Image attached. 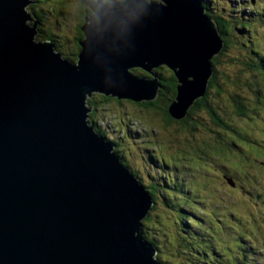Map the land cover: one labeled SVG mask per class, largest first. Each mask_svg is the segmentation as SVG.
<instances>
[{
	"label": "water",
	"instance_id": "water-1",
	"mask_svg": "<svg viewBox=\"0 0 264 264\" xmlns=\"http://www.w3.org/2000/svg\"><path fill=\"white\" fill-rule=\"evenodd\" d=\"M35 1L0 0V264H164L142 231L155 200L88 100L153 101L163 65L185 118L208 92L219 26L202 0L87 1L74 61L38 39Z\"/></svg>",
	"mask_w": 264,
	"mask_h": 264
},
{
	"label": "rangeland",
	"instance_id": "rangeland-1",
	"mask_svg": "<svg viewBox=\"0 0 264 264\" xmlns=\"http://www.w3.org/2000/svg\"><path fill=\"white\" fill-rule=\"evenodd\" d=\"M43 1L35 8L43 13L44 28L55 35L59 44L56 48L63 56L71 58L78 26L86 22L81 11L89 7L91 14L87 1L100 0ZM211 5L214 9L210 14L221 16L230 28L249 23L250 33L238 38L246 41L247 37L255 50L264 53V17L259 15L264 13V0H216ZM232 40L238 41L236 37ZM236 47L237 50L227 48L214 68L220 86L209 89L208 105L194 111L188 127L182 128L180 122H168V117H163L172 97V80L161 85L156 99L149 101L155 105L149 107L129 99L101 98V93H94L91 98L96 105L91 118L97 131L113 141L124 163L155 198L148 229L157 245L171 236V241L176 236L182 241L184 225L177 211L182 205L201 219L204 224L196 221L206 231L219 233L214 234L215 240L211 239L218 247L226 249L232 247L234 239L241 240L248 258L242 262L237 258L233 264H264V78L260 73L253 77L230 62L248 51L245 47L242 50L241 44ZM255 55L253 58L260 53ZM161 68H154V72L170 79L172 70ZM234 96L242 98L246 114L235 110ZM89 106L93 107L90 103ZM211 110L216 111L220 121L211 115ZM224 139L234 141V146L224 145ZM241 247L236 250L241 251ZM236 250L232 252L236 254ZM189 258L191 264H199ZM219 261L222 260L217 257L216 264H221ZM213 263V259L208 260V264Z\"/></svg>",
	"mask_w": 264,
	"mask_h": 264
},
{
	"label": "trees",
	"instance_id": "trees-1",
	"mask_svg": "<svg viewBox=\"0 0 264 264\" xmlns=\"http://www.w3.org/2000/svg\"><path fill=\"white\" fill-rule=\"evenodd\" d=\"M202 1L204 2L206 7L208 8V12H209L208 14L212 13L211 10L214 9V7H212L211 3H212V1L215 3L216 0H202ZM30 11L32 12V8H30ZM259 15H261V18L264 17V13H262V12H259ZM210 16H212L218 22L221 37L224 40V47H223L221 53L213 59L214 68H216L217 64L220 63V59L223 56V54L225 53V51L227 50V48L229 49L231 47V48H234L235 50H237L236 44H241L242 45L241 49L243 50V48L245 47L248 51L242 53V55L238 58H232L230 60V62L233 65L238 66V67L242 68L243 70L249 72L253 77H256V75L258 73H260L261 76L264 78V53L261 54L260 51L255 50L252 47V44L250 42L252 40L249 41L247 37H245V39H247L246 41L242 40L241 37H240V39L238 38V36H243V35H247L250 33V31L252 30V29H250V24L247 22H244L239 26H237V24H235L233 28H230L228 26L227 22L221 16H218V15L216 16L213 14H210ZM36 17H37V20H39V24H38L39 27L43 28L44 27V25H43L44 19H42L43 13L40 10H38V15ZM237 22L238 21H235V23H237ZM40 37L42 39H50V40L53 39V36L51 37L47 34H43ZM232 37L233 38L236 37L238 39L237 43L234 40H232ZM253 43H254V40H253ZM238 48L240 49V46ZM256 53H260V56L253 58V56H256L255 55ZM69 59L70 60H77V57H74V58L71 57ZM165 68H167V67L163 66L161 69H165ZM136 71H138V74H139V73H142L143 70L139 69V68L132 70V72H134V73ZM145 73H143L142 75H146ZM156 74L160 77V75L158 73H156ZM245 74L246 73L244 72L243 75H245ZM217 76H218L217 70L215 69V73L213 74V76L211 77L210 82H209V89L216 86V85L220 86V84H218ZM169 78L170 79L160 77V81H159L161 85H164V83H168L170 80L173 81V85L170 89L172 91V97L169 100V102L167 103V105L163 111V117H166V118L168 117V119H169L168 122H174L177 124L180 122V124L182 125V128L184 126L188 127L187 124H190V121H191L190 118L192 117V114L194 113V111L196 109H199L200 107H204V106L208 105L207 95L198 99L195 102L193 107H191L192 109H190L188 111V115L185 118L176 120L170 114V111H169L170 101L173 100L177 94V91H176L177 79H176V76H175L173 71H172ZM256 83L258 84L259 82H256ZM209 89H208V91H209ZM262 91H258V93H261ZM100 96H101V98L108 99L107 96H104L102 94ZM233 100L235 102V108H236L235 110L238 112V114H246L247 108H246L244 102L242 101V98L240 96H234ZM88 102L94 107V108L92 107L93 110L90 113V117H89L90 123L94 124L95 121L91 118V115L95 111L96 101L92 100V98H89ZM155 103L156 102L146 101V102H142V103H138V104H141L142 106H145V107H149V106L155 105ZM210 113L214 118H216L217 120L220 121L219 117L216 116V111L211 110ZM193 122H198V121L193 120ZM226 127L228 128V125H226ZM194 129H195V127L191 128L190 131H192ZM230 129H232V128H230ZM99 134L103 135V133H100V132H99ZM215 138L217 139L220 137H215ZM220 139H223V138H220ZM241 139H243V137H241ZM224 141H225L224 145H226V146H234V144H235L234 141L228 142L225 139H224ZM154 200H155V198H154ZM183 207L184 206L179 205V210H177L180 212L181 221H182V224L184 225V228L182 229V232H181V236L183 237L182 241L178 240L177 236L175 238L173 237L174 239H173V241H171L170 240V238L172 237L171 236L168 238L167 241H165V243L163 242L162 245H157L156 244V238H154L150 235V232L148 229L150 227V224H148V223L153 220V219H151V215L149 214L143 220V226H142L143 235L157 247L158 252H159L157 254V256L161 261L164 262V264H191L190 263L191 260L189 257L195 259L196 262H198L199 264H208L209 259H213L214 260L213 264H216L217 257H220V259L222 260V261H219L221 264H233L234 262L237 261V258L241 259L240 262H242V260L244 258L245 259L248 258L247 257L248 253H246V250L244 251L243 247H241L242 245H241L240 239H234L232 247L228 246L229 248H226V249L225 248L222 249L221 247H218L217 244L212 240H215V235H217L219 233H217V232L212 233L211 232L212 233L211 234L208 231H206L205 227L200 225L196 221V219H197L200 221L201 224H204L201 221V219L199 217L192 216V214L187 209H184ZM152 208H154V206ZM191 218H193V220ZM166 232L167 231H165L162 234H165ZM167 246H169L170 248ZM240 247H241V251L236 250ZM234 249L236 250V254H234L232 252ZM252 253H253V255H255L254 250ZM186 254H187V256H186ZM221 255L223 257H221ZM171 260H173L175 262L170 263ZM251 264H258V263L252 262Z\"/></svg>",
	"mask_w": 264,
	"mask_h": 264
},
{
	"label": "flooded vegetation",
	"instance_id": "flooded-vegetation-1",
	"mask_svg": "<svg viewBox=\"0 0 264 264\" xmlns=\"http://www.w3.org/2000/svg\"><path fill=\"white\" fill-rule=\"evenodd\" d=\"M41 2H44L43 0H37L34 4H32L30 7L34 10V11H32V13H33V16H34V18L35 19H37V15H38V10H39V8H35V6H39V4L41 3ZM41 6V5H40ZM208 9V8H207ZM89 11H91L90 10V8L89 7H87V9L85 8H83V10L81 11V14H83V20H84V15L86 16V13L87 14H89ZM38 22H39V20H38ZM43 25H44V22H43ZM83 26V25H82ZM82 26H78V35L75 37V39H74V41H75V45H74V52H72L71 53V56H72V58H74V57H77V55H78V53H79V51H80V43H79V41L80 40H82L83 38H84V32H83V30H82ZM37 29H38V31H39V33H38V37L41 39V40H46V39H42L40 36H42L43 34H47V35H49V36H53V39H52V41L56 44V46H59V44L57 43L58 41H57V39H55V35L54 34H52V33H48V31L50 30V29H47L46 28V30H45V28L43 27H39V25L37 26ZM38 38V39H39Z\"/></svg>",
	"mask_w": 264,
	"mask_h": 264
},
{
	"label": "bare ground",
	"instance_id": "bare-ground-1",
	"mask_svg": "<svg viewBox=\"0 0 264 264\" xmlns=\"http://www.w3.org/2000/svg\"><path fill=\"white\" fill-rule=\"evenodd\" d=\"M35 2H36V1H35ZM35 2H34V3H35ZM137 69H138V68H137ZM91 124H92V123H91ZM93 125H94L95 130L97 131V129H96V127H95V123H94ZM100 135L102 136V134H100ZM103 135H104V134H103ZM151 210H152V209H151ZM151 210H150V212H151ZM150 212H149V213H150ZM148 215H149V214H148ZM144 237H145V236H144ZM145 239L148 240L146 237H145Z\"/></svg>",
	"mask_w": 264,
	"mask_h": 264
}]
</instances>
